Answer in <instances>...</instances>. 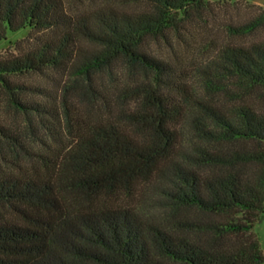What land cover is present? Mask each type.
Instances as JSON below:
<instances>
[{
    "label": "trees",
    "instance_id": "16d2710c",
    "mask_svg": "<svg viewBox=\"0 0 264 264\" xmlns=\"http://www.w3.org/2000/svg\"><path fill=\"white\" fill-rule=\"evenodd\" d=\"M251 8L202 71L149 45L193 35L209 0H0V40L30 30L0 81L31 138L0 125V264L264 263ZM47 72L55 91L12 80Z\"/></svg>",
    "mask_w": 264,
    "mask_h": 264
},
{
    "label": "rangeland",
    "instance_id": "374dc122",
    "mask_svg": "<svg viewBox=\"0 0 264 264\" xmlns=\"http://www.w3.org/2000/svg\"><path fill=\"white\" fill-rule=\"evenodd\" d=\"M106 1L98 0V3L102 4ZM109 1L122 4L129 0ZM209 2L212 10L209 15L205 12V17L208 19L207 23L201 22V24L192 28L190 31H192L193 35L183 31L186 34L183 36L184 39L179 40V43L175 41L177 39H174L172 47L162 42L151 41L149 45L151 53L171 60L179 57L183 63L191 67H199L204 71L208 68L210 62L214 61L216 52L221 45L233 41L227 34L225 25L228 22H244L248 20L255 10L251 7L264 9V0H209ZM29 34V29H22L17 32H9L6 39L0 40V60L15 54L14 45L28 38ZM252 38H247V41ZM57 79L60 80L61 76L47 72L43 75L16 77L12 80L29 86L35 85L55 91L58 86ZM12 99L13 97L0 81V125L7 126L13 131L22 132L25 140L29 141L31 138L25 130L26 116L18 110ZM255 232L264 253V215L257 224Z\"/></svg>",
    "mask_w": 264,
    "mask_h": 264
}]
</instances>
